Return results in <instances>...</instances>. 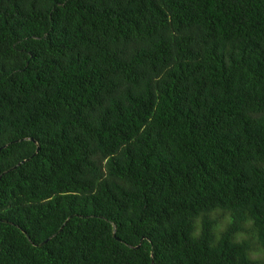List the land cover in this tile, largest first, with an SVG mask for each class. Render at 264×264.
<instances>
[{
	"label": "trees",
	"instance_id": "16d2710c",
	"mask_svg": "<svg viewBox=\"0 0 264 264\" xmlns=\"http://www.w3.org/2000/svg\"><path fill=\"white\" fill-rule=\"evenodd\" d=\"M0 264H264V0H0Z\"/></svg>",
	"mask_w": 264,
	"mask_h": 264
},
{
	"label": "rangeland",
	"instance_id": "374dc122",
	"mask_svg": "<svg viewBox=\"0 0 264 264\" xmlns=\"http://www.w3.org/2000/svg\"><path fill=\"white\" fill-rule=\"evenodd\" d=\"M229 222V216H226V217H224L222 220H221V224H220V229H223L224 227H225V225H227V223ZM242 237H246V236H242ZM254 257H263L262 255H261V252L259 253V252H256L254 255H253Z\"/></svg>",
	"mask_w": 264,
	"mask_h": 264
},
{
	"label": "water",
	"instance_id": "95a60500",
	"mask_svg": "<svg viewBox=\"0 0 264 264\" xmlns=\"http://www.w3.org/2000/svg\"><path fill=\"white\" fill-rule=\"evenodd\" d=\"M38 149H39V146H38Z\"/></svg>",
	"mask_w": 264,
	"mask_h": 264
}]
</instances>
